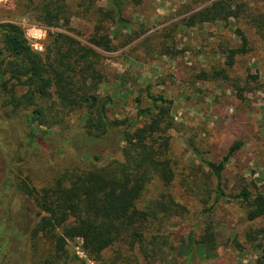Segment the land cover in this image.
Masks as SVG:
<instances>
[{"label":"trees","instance_id":"obj_1","mask_svg":"<svg viewBox=\"0 0 264 264\" xmlns=\"http://www.w3.org/2000/svg\"><path fill=\"white\" fill-rule=\"evenodd\" d=\"M143 1L129 3L138 7ZM97 3L98 0H19V8L30 9L38 23L63 30L54 34L41 51L29 43L20 26L0 24V98L11 113H21L15 118L21 117L23 125L18 139L9 136L8 146L0 137V165L7 166L9 162L10 187L27 211L30 203L35 208V213L26 212L21 220L11 207L1 209L0 264H75L78 258L68 249L77 240L95 264L159 262L162 256L158 245L166 243L168 237L157 234L170 218L191 213L213 215L223 203L237 205L244 214L247 243L264 241V183L246 181L237 194L227 193L225 172L244 142L232 144L220 162L202 158L201 166L192 169L195 179L189 189L198 205L194 212L189 202L178 201L172 192L177 180L171 135L176 130L174 103L163 94H152L148 87L145 96L140 92L135 100L134 118L118 119L111 114L112 99L100 95L104 83L100 51L116 52L139 34L132 24L130 33L122 32L128 22L122 17L121 2L115 0L116 10L102 17ZM194 3L197 7L208 5L188 9L191 15L183 21L185 28L232 21L246 24L245 30L235 31L239 44L224 49L219 62L200 68L196 81L228 85L237 106L246 103L254 87L264 92L259 76H233L237 65L254 50L249 38L252 30L264 43V18L256 16L251 0ZM116 14L117 28L112 36L107 27ZM73 19L94 23V32L85 44L78 39L81 35L73 28ZM152 41L161 55L175 58L185 52L177 50L173 35L160 34ZM117 79L127 81L124 76ZM143 96L150 103L147 108L142 107ZM76 111L82 116L74 133L66 120ZM13 119L7 118L6 123ZM18 150L29 155L41 152L52 160L75 154L79 159L86 158L87 164H72L53 178V183L33 188L14 177V166L18 164H11V159ZM257 224L263 226L255 228ZM196 233L192 231L181 242L188 254L186 264H194L198 247L210 256L221 246L213 222L204 224L200 236ZM123 241L135 255L106 258L105 254ZM230 242L243 250L239 235ZM256 248L264 251L263 243ZM263 258L258 264H264Z\"/></svg>","mask_w":264,"mask_h":264},{"label":"rangeland","instance_id":"obj_2","mask_svg":"<svg viewBox=\"0 0 264 264\" xmlns=\"http://www.w3.org/2000/svg\"><path fill=\"white\" fill-rule=\"evenodd\" d=\"M114 1L98 0L96 8L100 17L116 10ZM117 1L122 3L121 14L128 22L122 26V32L130 33L132 24L139 35L130 41L128 46L120 47L116 52L100 51L103 55L101 63L104 74L100 95L112 99L111 114L118 119L135 117V100L140 92L145 96L148 87L151 88L149 91L152 94H163L174 103L172 116L176 130L172 131L171 135L177 180L172 186V192L177 200L189 202L192 210L195 205L197 208L198 205L195 204L189 189L190 182L195 179L192 169L201 166L202 158L220 162L230 146L238 141L244 142V147L231 160L225 172L227 193L237 194L241 184L246 181L263 184L264 92L254 87V92L247 94L246 103L237 106L236 97L228 85L196 81L200 68L219 62L224 49L239 44L235 31L238 28L245 30V22L232 21L229 24L219 23L188 29L183 24L184 19L191 15L188 9L193 11L208 4L197 7L195 0H144L142 5L137 7L130 4V0ZM18 5L19 0H0V24L13 23L20 26L29 43L36 50H44L51 42L52 36L63 30L38 23L32 17L30 9L19 8ZM251 7L256 11V16L264 18V0H251ZM117 15L107 27L112 36L117 28ZM72 26L80 33L78 39L84 44L94 32V23L91 21L73 19ZM160 34L175 36L177 50L185 52L175 58L156 52L152 38ZM249 38L254 50L237 65L233 76L245 78L248 74L257 75L260 83L264 84V43L254 30L249 34ZM117 76H124L127 81L122 83ZM143 99L142 107H149L148 99ZM8 114L12 117L6 116ZM18 114L11 113L0 98V137L7 146L9 136L15 140L22 132L21 117L15 118ZM81 116L82 113L76 111L66 120V124L74 133H77ZM7 118L15 119L9 124L6 123ZM85 161L86 158L79 159L75 154L69 158L60 156L52 160L41 152L29 155L24 150H18L12 157L11 164H18L14 166V177L25 180L33 188H39L46 186V183H53V178L60 176L72 164L86 165ZM8 167V161L7 166L5 163L0 165V211L11 207L21 220L26 216V212L35 213V208L30 203V209L27 211L16 191L10 187ZM203 169L207 171L204 166ZM206 222L214 223L221 246L210 256L203 247H198L199 256L194 264H258L263 258L264 251H260L256 246L263 243L264 249V241H258L254 245L247 243L248 225L244 214L237 205L227 206L223 203L213 215L191 213L170 218L165 224V229L157 234L159 237H168L166 243L158 245L162 259L148 264H186L188 254L181 242L192 231L197 232V237L200 236ZM261 226L263 224L254 227ZM236 235H239L244 244L241 251L230 242ZM68 250L78 258L75 264H95L84 253L81 241L71 243ZM120 255H135L128 242L116 244L105 254L106 258L110 259L120 258ZM262 261L264 262V258Z\"/></svg>","mask_w":264,"mask_h":264}]
</instances>
